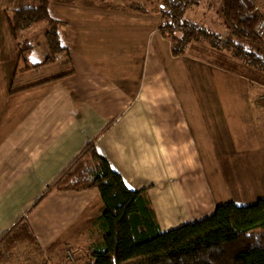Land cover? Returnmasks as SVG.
I'll list each match as a JSON object with an SVG mask.
<instances>
[{"label":"crops","instance_id":"crops-1","mask_svg":"<svg viewBox=\"0 0 264 264\" xmlns=\"http://www.w3.org/2000/svg\"><path fill=\"white\" fill-rule=\"evenodd\" d=\"M103 10L109 19L130 15L125 8L88 6L61 14L73 76L7 95L0 107V240L25 218L50 264L62 260L66 244L95 234L92 220L104 205L98 190L52 192L39 201L92 142L128 189H150L163 232L230 202L250 206L264 199V119L247 130L255 112L245 99L233 102L244 94L184 82L164 66L177 58L159 24L137 13L148 29L141 61L134 35L146 31L143 21L123 22L119 34L96 20ZM190 50L193 63H199L197 53L210 56L201 44ZM219 56L214 60L225 59ZM227 155L234 159L223 160ZM248 199L252 203L244 204Z\"/></svg>","mask_w":264,"mask_h":264},{"label":"trees","instance_id":"trees-1","mask_svg":"<svg viewBox=\"0 0 264 264\" xmlns=\"http://www.w3.org/2000/svg\"><path fill=\"white\" fill-rule=\"evenodd\" d=\"M139 1L124 0L126 7L136 13L160 16L159 32L171 42L174 57L185 56L193 44H201L230 52L236 59L264 70V56L259 49L264 46L261 33L264 14L253 0H221L229 29L225 37L186 19L201 0H145L141 4ZM156 1L160 3L155 6ZM51 3L52 0L25 2L7 17L14 39L35 25L46 23L48 26L45 39L49 56L42 64L17 71L15 78L19 82L23 78V82L12 94L57 82L75 73L69 49L60 34L65 23L53 16ZM33 48L29 41L18 44L15 57L18 66L29 61ZM54 65L60 66L61 72L47 78L39 75V79L30 78L24 83L27 80L24 76L34 72L43 74L44 68ZM94 189L100 192L104 205L92 220V227L96 229L93 235L98 238L86 252V264H264V199L251 206L230 202L218 206L210 217L163 232L151 208L150 189H128L92 142L39 201L52 192ZM70 246L66 244L64 249ZM23 248L30 254L28 264H49L25 218L1 238L0 264H12L17 250Z\"/></svg>","mask_w":264,"mask_h":264},{"label":"rangeland","instance_id":"rangeland-1","mask_svg":"<svg viewBox=\"0 0 264 264\" xmlns=\"http://www.w3.org/2000/svg\"><path fill=\"white\" fill-rule=\"evenodd\" d=\"M32 0H0V107L3 104V100H6L7 95L12 94V90L19 88L23 82V78H21V82L15 78V74L17 71H22L26 69L27 66L34 67L38 64H42L45 62L46 58L49 56L48 46L46 44L45 34L48 31V26L46 23H41L31 27L30 29L23 31L18 35L17 39H14L7 26V17L12 15V12L17 9L20 5L25 2H30ZM257 5L258 9L264 14V0H253ZM140 4L145 2L139 1ZM160 1H156L155 6L158 5ZM127 3L124 0H119L117 2H99L92 0H52L51 3V12L52 14L58 18L59 20H64V17L61 15L63 11L67 9H71L72 7L79 6H88V7H118L119 9L125 8L130 12L129 16L125 14L123 16H113L109 19V16L105 15V10L102 12V16L100 19L101 22L105 24H110L111 28H108L110 31L119 30V34H121L120 30L125 29V25L123 22L130 21V25L135 24L134 20L143 21V29H146L144 25L145 16H138L136 12L126 7ZM147 18L151 17L152 26L160 23V16L148 14ZM186 19L200 24L206 29L220 33L225 37L226 34H229V29L226 26V21L222 14V1L221 0H201V3L198 7L192 9L187 15ZM118 21H120L121 25H118ZM137 23V25L142 23ZM136 25V24H135ZM138 25V26H139ZM263 39H264V27L261 31ZM63 36V35H62ZM123 36V35H121ZM116 40V38H114ZM119 40V38H117ZM135 40V50L136 53L139 52L138 58L141 61L143 60L145 55H142V51H145L148 46V29L146 31L136 32L134 35ZM26 41L32 44L33 51L31 55H27L29 61L25 63L24 61L21 65H17L16 63V55H17V46L18 44L26 43ZM65 44V43H64ZM197 46V44H193L192 47ZM200 47V46H198ZM209 50V54L205 53H197L200 55V58H196L199 63H193L189 60L188 55L193 57L191 50L189 48L187 54L185 56L179 57L183 58V62L177 58L175 62H170L164 64L165 67H169L170 69H176L179 77L186 82L188 81L191 86L194 88L199 87L201 89L214 88V89H232L235 90L236 94L239 96L244 94V96L233 97V102L243 103V100H247V105L251 110H254V119L250 120L248 124L247 130L254 131L258 125L262 126L261 123L264 119V70L257 69L247 64V62L241 61L233 57L230 52L216 50L209 46H205ZM167 49V48H166ZM257 49V48H256ZM255 49V51H256ZM261 55L264 56V46L259 47ZM28 53V52H27ZM170 53V50H169ZM221 53V54H220ZM219 55H223L225 59L217 62L216 58H219ZM204 58V60H202ZM60 62V61H59ZM60 66H48L42 70L43 74H36V72L28 74L26 77V82L28 79L32 78V80H36L40 78L39 75H44V78L52 74H57L61 72L59 70ZM199 73V80L196 78H191V73ZM187 73H189L187 75ZM37 75V76H36ZM197 82V83H196ZM21 94V93H19ZM6 103V102H5ZM255 141V147L258 146L259 140L258 137L255 139H251V142ZM258 154V152H256ZM264 154V151L261 152V156ZM230 156L231 159H234L232 155H227V157H222L223 160H227ZM249 157V155H247ZM264 160V159H263ZM232 196H237V199L243 196L242 191H232ZM250 200V201H249ZM253 199H248L244 204L252 203ZM258 202V201H257ZM257 202L253 203L256 204ZM242 204V203H241ZM252 205V204H251ZM250 205V206H251ZM244 206V205H243ZM181 225L175 224L174 227H179ZM164 228H166L164 226ZM98 236L92 235L84 238L77 237V239L73 240L71 246L68 249H64V254L61 261H57V264H86V252L88 251L90 245L97 240ZM30 259V254L28 251L23 249L17 250L16 257L13 260L12 264H28ZM50 264V263H49ZM54 264V263H52Z\"/></svg>","mask_w":264,"mask_h":264}]
</instances>
